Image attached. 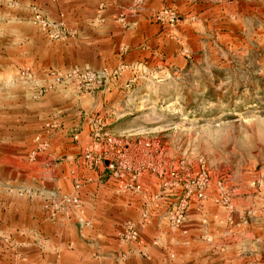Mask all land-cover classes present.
<instances>
[{
    "label": "rangeland",
    "instance_id": "374dc122",
    "mask_svg": "<svg viewBox=\"0 0 264 264\" xmlns=\"http://www.w3.org/2000/svg\"><path fill=\"white\" fill-rule=\"evenodd\" d=\"M0 264H264V0H0Z\"/></svg>",
    "mask_w": 264,
    "mask_h": 264
},
{
    "label": "crops",
    "instance_id": "0c3cea01",
    "mask_svg": "<svg viewBox=\"0 0 264 264\" xmlns=\"http://www.w3.org/2000/svg\"><path fill=\"white\" fill-rule=\"evenodd\" d=\"M79 109V112H80V114L82 113V111H80L81 110V108H78ZM106 109V108H105ZM66 110V109H65ZM43 111V110H42ZM45 111H47V112H51L50 111V107H47L46 108V110ZM73 111H74V113H76V109H74L73 107H70V108H67V115H65L64 116V125L67 127V125H70V127H69V130H72L73 129V121H72V113H73ZM105 112V111H104ZM103 112V113H104ZM40 113V111L38 110V114ZM81 118V117H80ZM33 121H36L37 123H39L40 122V119H39V115L36 117V118H33ZM110 123V122H109ZM85 124H86V122H85V119H83V120H79V121H77V125H81L80 127H82V130L80 131V133H78L77 134V136L79 137V135L81 134V133H84V131H85ZM107 124V122H105L104 123V126ZM75 137V138H72V139H74V140H77L78 139V137ZM71 139V138H70ZM69 142V138H66V137H64V142H62V144H66V143H68ZM70 143V142H69ZM76 143H79V141L77 140V142ZM97 205V207H99L101 204H96ZM89 220V219H88ZM90 221V220H89ZM92 223V222H91ZM88 225H90V222H88ZM92 226V225H91ZM91 226H89V227H91Z\"/></svg>",
    "mask_w": 264,
    "mask_h": 264
},
{
    "label": "built area",
    "instance_id": "2783aa9c",
    "mask_svg": "<svg viewBox=\"0 0 264 264\" xmlns=\"http://www.w3.org/2000/svg\"><path fill=\"white\" fill-rule=\"evenodd\" d=\"M100 76H101V75H100ZM102 76L104 77L105 81L107 82V80H108L107 75H102ZM102 76H101V77H102ZM143 142H144V146H145V147H146V146H149V145L151 144L150 141H147V140H145V141H143ZM154 142H155V140H154ZM113 165H114V164L112 163V161H110L109 166L112 167ZM137 188H140V185H138ZM201 195H202V193H200V196H201ZM68 201H70V199H68ZM74 201L76 202L77 199L75 198ZM133 237H134V238L136 237V232L133 233Z\"/></svg>",
    "mask_w": 264,
    "mask_h": 264
}]
</instances>
